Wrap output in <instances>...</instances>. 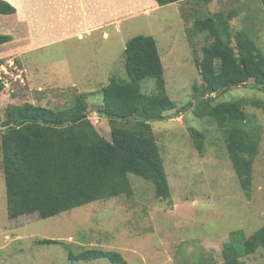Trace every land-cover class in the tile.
Here are the masks:
<instances>
[{
  "label": "rangeland",
  "instance_id": "rangeland-1",
  "mask_svg": "<svg viewBox=\"0 0 264 264\" xmlns=\"http://www.w3.org/2000/svg\"><path fill=\"white\" fill-rule=\"evenodd\" d=\"M144 1L148 6H137L136 13L119 22L120 34L114 33L115 24H108L80 39L69 34L82 25L62 19L65 30L48 29L46 39H63L27 50L31 47L24 32H16L13 46L27 47L22 57L0 55V78L5 83L0 93V120L3 109L12 105L30 102L66 109L75 95L87 93L90 121L102 136L111 139L108 119L97 113L102 105L99 90L111 77H126V42L136 35H151L164 64L168 94L176 105L171 113L191 103L179 116L151 125L171 196L157 197L152 182L130 174L131 197L97 200L46 219L37 214L9 219L0 135V264H112L106 258L69 260V252L88 248L118 251L129 264H213L222 261L230 232L240 229L249 237L264 225V109L251 103H264V91L253 88L249 80L215 100L248 99L244 109L261 127L250 197L240 187L216 123L197 115L194 91L202 83L198 65L202 47L212 41L194 28V20L234 10L233 32L247 29L264 52L261 0H214L206 6H199L196 0L164 6L155 0ZM151 1L155 2L152 6ZM153 86V80L144 82L147 92ZM193 130L204 134L202 153L197 150ZM42 239L58 242L38 243ZM243 260L264 264V249L258 248Z\"/></svg>",
  "mask_w": 264,
  "mask_h": 264
},
{
  "label": "trees",
  "instance_id": "trees-1",
  "mask_svg": "<svg viewBox=\"0 0 264 264\" xmlns=\"http://www.w3.org/2000/svg\"><path fill=\"white\" fill-rule=\"evenodd\" d=\"M155 1L164 6L183 0ZM196 1L206 6L214 0ZM261 3L264 6V0ZM15 12L14 6L0 0V14ZM235 15L234 10H220L194 20V28L212 38L202 47L198 61L202 83L194 86V91L197 115L216 123L240 187L250 197L261 127L244 109L248 99L215 102L217 96L249 80L253 88L264 91V52L247 29L233 32ZM10 40V35L0 33V44ZM123 67L125 78L111 77L99 90L102 105L97 113L108 119L111 139L102 136L90 121L87 93L75 95L66 109L30 102L3 109L0 135L9 219L31 214L46 219L97 200L131 197L130 174L152 182L157 197L171 196L151 125L155 120L179 116L191 103L171 113L176 105L168 94L164 64L153 36L136 35L126 42ZM1 79L0 93L5 86ZM147 80L154 81L150 92L144 90ZM251 101L264 109L263 102ZM2 108L0 103V112ZM193 131L197 150L202 153L204 134ZM258 248L264 249V225L249 237L240 229L233 230L224 245L222 261L213 264H247L243 258ZM68 257L129 264L120 252L102 248L69 252Z\"/></svg>",
  "mask_w": 264,
  "mask_h": 264
},
{
  "label": "crops",
  "instance_id": "crops-1",
  "mask_svg": "<svg viewBox=\"0 0 264 264\" xmlns=\"http://www.w3.org/2000/svg\"><path fill=\"white\" fill-rule=\"evenodd\" d=\"M15 7L12 14H0V33L10 35L8 43L0 44V55L21 56L25 48L37 49L55 41H48L46 35L49 31L65 30V21H76L82 27L72 31L70 35H77L83 39L96 30L106 29L108 24H115L114 33L120 34L123 22L138 11L137 6L146 4L144 0H6ZM154 4V1H151ZM147 5V4H146ZM156 5V4H155ZM148 6V5H147ZM135 8V9H134ZM48 27V28H47ZM24 32L27 46H13L11 43L18 38L16 32ZM104 35L107 36V33ZM48 42V43H47ZM7 45V46H6ZM126 46V45H125ZM5 47V48H3ZM25 50V51H24ZM19 52V53H18ZM22 57V56H21ZM23 61V59H22Z\"/></svg>",
  "mask_w": 264,
  "mask_h": 264
}]
</instances>
